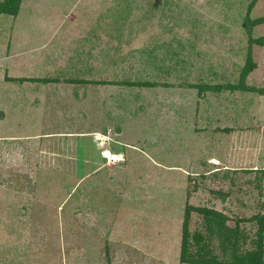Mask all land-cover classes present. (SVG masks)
I'll return each instance as SVG.
<instances>
[{"label":"rangeland","instance_id":"1","mask_svg":"<svg viewBox=\"0 0 264 264\" xmlns=\"http://www.w3.org/2000/svg\"><path fill=\"white\" fill-rule=\"evenodd\" d=\"M251 1L22 0L0 15V264H182L187 204L254 238L264 95L194 87L236 83L250 46L245 83L264 89ZM83 145L123 160L91 167ZM189 230L206 235L197 213Z\"/></svg>","mask_w":264,"mask_h":264},{"label":"trees","instance_id":"2","mask_svg":"<svg viewBox=\"0 0 264 264\" xmlns=\"http://www.w3.org/2000/svg\"><path fill=\"white\" fill-rule=\"evenodd\" d=\"M22 0H3L0 2V15L16 16ZM256 0L249 3V10ZM256 42H264V39L258 38ZM249 43L252 44L251 37ZM255 63L252 60L250 46L243 66L241 67L239 77L236 83L225 82L223 84H200L197 87L198 93L205 91H255L264 95V89L247 87L245 79L255 69ZM22 82L25 79H20ZM30 82L49 83L47 79H29ZM127 85L137 87H150L149 81L126 82ZM119 153L116 149H113ZM83 157L93 167L99 163L98 159L105 161L100 154L96 155L93 151L84 150ZM104 163V162H103ZM192 213H197L202 218L203 229L206 233L196 231L190 234L189 223ZM257 224L254 238H248L239 227L240 222L246 220H236L233 226L228 223L229 219L221 212L207 207H194L187 204L184 209V218L182 224V241L180 251V262L182 264H264V214L255 215L247 219ZM217 244L214 245V240ZM248 241L249 247L244 249Z\"/></svg>","mask_w":264,"mask_h":264},{"label":"crops","instance_id":"3","mask_svg":"<svg viewBox=\"0 0 264 264\" xmlns=\"http://www.w3.org/2000/svg\"><path fill=\"white\" fill-rule=\"evenodd\" d=\"M32 130H35V128H32ZM90 134V133H89ZM89 134H86V133H74V135H76V137H78V138H75V141H77V142H81L82 140H83V137H86V136H89ZM98 135H96L95 137H94V139L96 140L98 137H101V136H103L104 138H105V140H106V137H108L109 138V136L107 135V134H104V133H100V132H98L97 133ZM40 135V133L39 134H37L36 135V137L37 136H39ZM48 135H50L49 133H47L46 135H45V137H39V138H36V137H33V138H36V139H46V138H48L49 136ZM60 137H68L67 135H69V134H65V133H60V134H58ZM78 135V136H77ZM42 136V135H41ZM80 137V138H79ZM10 140H13V139H10ZM35 140V139H34ZM94 140V141H95ZM1 141H9V140H7V139H2ZM91 142V141H90ZM82 143V142H81ZM94 145V144H93ZM95 146V145H94ZM96 148H97V145H96ZM81 149H82V152H84V150H85V148H84V145H83V147L81 146ZM101 150H105V148L104 149H101ZM98 151V150H97ZM113 153H115L114 151H112ZM100 153V152H99ZM117 153V152H116ZM117 154H120V153H117ZM101 155V154H100ZM81 157V159H84V157H83V155H81L80 156ZM106 161H104V163H105ZM100 164H103V163H100Z\"/></svg>","mask_w":264,"mask_h":264},{"label":"built area","instance_id":"4","mask_svg":"<svg viewBox=\"0 0 264 264\" xmlns=\"http://www.w3.org/2000/svg\"><path fill=\"white\" fill-rule=\"evenodd\" d=\"M106 140H108V137H106ZM101 156L106 162H109L111 164H118L123 160L121 154L113 153L108 149L101 150Z\"/></svg>","mask_w":264,"mask_h":264}]
</instances>
